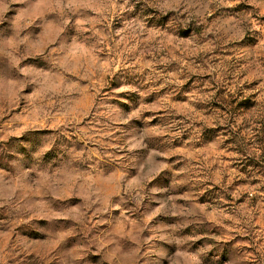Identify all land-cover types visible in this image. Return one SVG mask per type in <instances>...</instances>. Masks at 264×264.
<instances>
[{
  "label": "clouds",
  "instance_id": "1",
  "mask_svg": "<svg viewBox=\"0 0 264 264\" xmlns=\"http://www.w3.org/2000/svg\"><path fill=\"white\" fill-rule=\"evenodd\" d=\"M261 113L264 0H0V264H264Z\"/></svg>",
  "mask_w": 264,
  "mask_h": 264
},
{
  "label": "rangeland",
  "instance_id": "2",
  "mask_svg": "<svg viewBox=\"0 0 264 264\" xmlns=\"http://www.w3.org/2000/svg\"><path fill=\"white\" fill-rule=\"evenodd\" d=\"M112 84V78L109 80V85ZM187 87V86H186ZM246 87H255V84L246 85ZM123 95V94H122ZM131 100L133 103L136 102L137 97L135 95L124 97ZM180 99H183V92L180 93ZM220 103H217L215 106L219 107L222 111H232L236 113L243 114L244 112L249 111L251 108L256 107L255 97H247L242 99L239 103L235 99L225 97L223 92L219 94ZM117 102H120V98L117 99ZM227 105V107H225ZM124 108H127V105H121ZM243 110V111H242ZM254 123L258 125L256 128H252V132L255 133L254 144L253 140L248 141L249 148L253 146H258L259 158L255 156H247V153L240 149L243 155L247 156L243 162L237 166L235 164L232 167H238V171L244 173V179H234L230 182V190L235 188L236 191H240L241 188L245 189L241 195V199L238 203H243L248 198L247 188L254 185H261V177H264V113H261L258 117H254ZM246 127H251V125L244 126L242 125L240 129L232 133L230 140L226 141L225 144H236L237 140L240 138V133L245 131ZM216 138L215 130H208L205 133L204 140L205 142L213 140ZM202 146V145H201ZM213 167H216L215 165ZM207 186V185H205ZM260 192H264V185H261ZM204 201L212 202L214 199L212 189L209 188V191L202 197ZM231 199V197H228ZM252 205L255 206L257 203H264L257 199L256 196H253ZM211 211V209H210ZM257 227H259L261 220L257 219ZM219 234V233H216ZM208 243L215 244V241H208ZM232 255V246L231 243H223L217 247H214L211 252L208 253V264H223V257Z\"/></svg>",
  "mask_w": 264,
  "mask_h": 264
}]
</instances>
